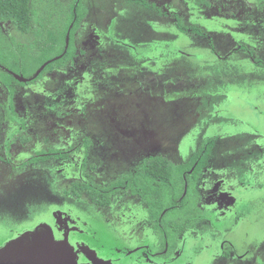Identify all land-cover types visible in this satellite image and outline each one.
<instances>
[{
  "label": "rangeland",
  "instance_id": "rangeland-1",
  "mask_svg": "<svg viewBox=\"0 0 264 264\" xmlns=\"http://www.w3.org/2000/svg\"><path fill=\"white\" fill-rule=\"evenodd\" d=\"M207 1L33 0L30 30L0 22V264H31L33 232L57 222L80 244L73 264L81 249L87 264H264V0ZM77 5L73 58L19 82ZM211 142L198 218L167 256L137 195L71 194L155 155L180 168ZM49 152L66 157L34 160Z\"/></svg>",
  "mask_w": 264,
  "mask_h": 264
},
{
  "label": "trees",
  "instance_id": "trees-1",
  "mask_svg": "<svg viewBox=\"0 0 264 264\" xmlns=\"http://www.w3.org/2000/svg\"><path fill=\"white\" fill-rule=\"evenodd\" d=\"M195 1L198 4L206 2L209 5L207 0ZM78 9L79 6L77 5L71 11V18L65 24L60 36V46L55 52L44 57L38 66L34 68L32 74L27 76L28 78L34 75L45 61L55 56L62 55L60 58L49 62L37 76L45 72L49 66H60L73 58V56H70L69 50L73 43L74 33L78 30L79 24L84 18ZM35 13L37 15L33 0H0V22L10 23L21 32H27L31 29ZM38 17L42 18L43 16L37 15ZM176 23L179 26L178 20H176ZM67 36L68 44L66 48ZM7 41L8 39L0 27V48ZM57 44V39L53 38L50 44L46 46L52 48ZM7 56L4 51H0L1 66L6 64L4 60L7 59ZM5 68L8 72L11 70ZM1 82L3 84L4 81L1 80ZM9 85L6 82V86ZM213 147L214 142L206 144L194 154L190 163L184 164L180 168L173 165L171 161L162 155L151 156L144 160L135 172L121 176L108 186L96 188L87 183L74 182L71 187V194L76 196L84 192L97 206L110 205L112 196L119 189H125L131 194L137 195L147 207L150 222L155 232H157L159 249L161 248V251L170 254L176 248L179 237L188 228L189 221L198 218L196 182L202 170L208 166ZM63 157H65V154L62 152H49L35 157L34 160Z\"/></svg>",
  "mask_w": 264,
  "mask_h": 264
},
{
  "label": "crops",
  "instance_id": "crops-1",
  "mask_svg": "<svg viewBox=\"0 0 264 264\" xmlns=\"http://www.w3.org/2000/svg\"><path fill=\"white\" fill-rule=\"evenodd\" d=\"M43 232L39 229L32 234V240L36 245V251L31 258V264H73L74 253L66 240H56L52 230L46 225H42ZM19 246L24 247V243L19 241ZM9 248H6V250ZM26 252L33 251L34 246L26 244ZM19 261V260H18ZM3 262L16 264L11 259Z\"/></svg>",
  "mask_w": 264,
  "mask_h": 264
},
{
  "label": "flooded vegetation",
  "instance_id": "flooded-vegetation-1",
  "mask_svg": "<svg viewBox=\"0 0 264 264\" xmlns=\"http://www.w3.org/2000/svg\"><path fill=\"white\" fill-rule=\"evenodd\" d=\"M209 3V2H208ZM11 144L12 145H14V143H12L11 142ZM43 154H46V153H43ZM65 157H66V155H65ZM65 157H63V158H65ZM58 159H62V158H58ZM209 164V163H208ZM206 168H208V166H206L203 170H205ZM203 170H202V172H203ZM190 171H192V170H190ZM201 172V173H202ZM201 173H200V175H201ZM200 175H199V178H198V180H197V182H196V188H197V194H198V192H199V185H197L198 184V182H199V180H200ZM199 205V204H198ZM72 222V221H71ZM73 224V223H72ZM51 230H52V233H53V235H54V237H55V239L56 240H66L67 242H68V244L70 245V243H69V241H68V235H69V228L67 227V225H65L64 227H63V224H60L59 225V222H57V226H56V229L54 228H52V227H49ZM188 229V228H187ZM187 229L185 230V231H187ZM55 230H57V232L58 233H56V231ZM184 231V232H185ZM184 232H183V234H184ZM182 234V235H183ZM80 244H77V245H75L74 247H72L71 245H70V247L72 248V250H73V253H74V255H76V257L78 256V251H77V248H78V246H79ZM178 245V244H177ZM176 248H177V246H176ZM175 248V249H176ZM175 249L173 250V252L175 251ZM80 252H81V254H82V256L80 257V260L83 262V263H86L87 264V261H89V260H87L85 257H87V255L85 254V253H83L82 252V249L80 250ZM172 252V253H173ZM87 254H91V252L90 251H87L86 252ZM172 253H170V254H172ZM156 254L157 255H164V256H167L168 255V253L166 252V251H161V250H159L158 252H156ZM84 255V256H83Z\"/></svg>",
  "mask_w": 264,
  "mask_h": 264
},
{
  "label": "water",
  "instance_id": "water-1",
  "mask_svg": "<svg viewBox=\"0 0 264 264\" xmlns=\"http://www.w3.org/2000/svg\"><path fill=\"white\" fill-rule=\"evenodd\" d=\"M67 44H68V36H67V38H66V48H67ZM61 56H62V55H58V56H56V57H54V58H52V59L46 61L45 63H43V64L37 69V71L34 73V75H33L32 77H30V78H25V77H22L21 75H18V74H15V73H14V74H15V77H16L18 80L22 81V82L30 81V80L34 79L35 77H37V75L42 71V69H43V68H44L49 62L54 61V60L60 58Z\"/></svg>",
  "mask_w": 264,
  "mask_h": 264
}]
</instances>
